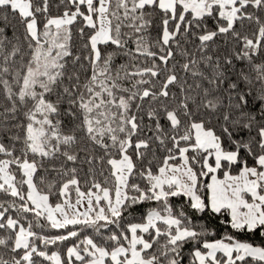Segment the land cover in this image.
Wrapping results in <instances>:
<instances>
[{
	"label": "snow or ice",
	"instance_id": "snow-or-ice-1",
	"mask_svg": "<svg viewBox=\"0 0 264 264\" xmlns=\"http://www.w3.org/2000/svg\"><path fill=\"white\" fill-rule=\"evenodd\" d=\"M0 264H264V0H0Z\"/></svg>",
	"mask_w": 264,
	"mask_h": 264
}]
</instances>
